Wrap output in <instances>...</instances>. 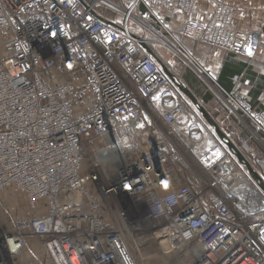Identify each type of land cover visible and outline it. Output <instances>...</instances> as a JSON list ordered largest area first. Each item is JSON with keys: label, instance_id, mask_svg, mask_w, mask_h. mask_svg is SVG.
<instances>
[{"label": "built area", "instance_id": "obj_1", "mask_svg": "<svg viewBox=\"0 0 264 264\" xmlns=\"http://www.w3.org/2000/svg\"><path fill=\"white\" fill-rule=\"evenodd\" d=\"M234 13L227 0H0V197L26 207L0 227V264L27 235L49 264H137L148 237L162 264H264V200L232 206L212 133L175 141L184 94L138 44L160 59L162 46L190 62L181 38L251 59L259 35L235 31ZM223 101L264 134V111ZM194 159L195 177L180 164Z\"/></svg>", "mask_w": 264, "mask_h": 264}, {"label": "crops", "instance_id": "obj_2", "mask_svg": "<svg viewBox=\"0 0 264 264\" xmlns=\"http://www.w3.org/2000/svg\"><path fill=\"white\" fill-rule=\"evenodd\" d=\"M114 1L118 3L119 0ZM232 1L235 5L232 20L234 30L245 33L256 32L259 35L260 44L251 59L182 38L178 41L185 49L187 59L190 62L182 60L175 53L163 51L162 47L158 50L162 51L160 54L161 59L171 75L174 78L176 77L179 84L192 93L198 103L208 111L238 153H241L248 162L256 178L259 177L264 182V134L249 122H244L245 118L238 119L223 101L225 95L229 93L245 99L255 110L264 111V8L244 10L241 8V0H238V2L237 0ZM195 12L193 19L205 24L212 16L213 11L206 4L199 3ZM109 14H111L110 11ZM165 21L170 28H175L181 23V20L175 17H165ZM184 96L182 95L187 111L179 121V126L175 131L176 137L174 138L184 145H186V141L192 140L193 137L199 134L204 136L208 132L217 138L213 127L205 123L192 103ZM90 102L89 97L86 105L81 106L79 110L85 111L86 108L90 107ZM187 131L189 133L186 134ZM156 140H159V138L157 137ZM223 146L225 145L223 144ZM227 152L228 157L222 163L226 167V171L225 173H222V171L217 173L226 175L223 181L230 190L229 201L237 210L241 208L254 209L257 205H260L254 194L259 192L264 200V192L254 183L248 170L238 162L237 158L228 149ZM180 173L185 176L184 171ZM5 196L9 199L6 204L12 206L11 196L3 194L0 197L1 213H6L3 210ZM13 200L16 202V199ZM9 212H11V218L21 211L16 214H12L14 211ZM26 239V246L20 255L14 259L15 264H49L45 259L40 239L32 235H27Z\"/></svg>", "mask_w": 264, "mask_h": 264}, {"label": "rangeland", "instance_id": "obj_3", "mask_svg": "<svg viewBox=\"0 0 264 264\" xmlns=\"http://www.w3.org/2000/svg\"><path fill=\"white\" fill-rule=\"evenodd\" d=\"M227 1L233 7H235L234 2L232 0H227ZM237 2H238V0H237ZM258 7L264 8V0H241V8L244 10L245 9L246 10H249V9L254 10V9H258ZM244 122H246V120H244ZM174 137H176V136H174ZM175 141H177V140L175 139ZM167 144H168V142H167ZM180 144L184 145L183 143H180ZM183 161H185V160L183 159ZM194 163H197L196 159H194L193 164L191 162H187V164L184 162H180V164L184 168V171L186 172L185 173L186 175L191 176V175H194V173L196 175V172L193 170ZM198 168L200 170L202 169L200 165H198ZM87 171H88V169L84 165V168L80 172L81 180L84 182L88 176ZM195 175H194V177H195ZM218 186H219L218 187L219 191L221 193H222V191L223 192L225 191L226 187H224L221 184H218ZM3 198H4V196H3ZM3 198H1V199H3ZM15 199H16V202L12 199V201H11L12 206H8L6 203L9 202L8 201L9 199H8V197L5 196V202H4L5 205L3 206V210L6 211V213L0 212V227H1V229L6 228V224L8 225L10 214H11V212H9V211H14V213H12V214H16L19 212V210H23V208H25V210H26V207L24 206L23 200L18 198V197ZM113 209L115 210V212L117 211L115 206H113ZM105 215L107 216V217H105V218H107V219H105L107 221L109 213L106 211ZM133 252H135L137 264H162V262L164 260V254H162V252L159 251V249L155 246L153 239H151L149 237L147 238V240L145 241V243L142 246L139 245L137 247H134ZM164 262L170 263L169 260L168 261L164 260Z\"/></svg>", "mask_w": 264, "mask_h": 264}, {"label": "water", "instance_id": "obj_4", "mask_svg": "<svg viewBox=\"0 0 264 264\" xmlns=\"http://www.w3.org/2000/svg\"><path fill=\"white\" fill-rule=\"evenodd\" d=\"M138 44L142 47H144V49L146 50V52L152 56V58L154 60H156L157 62H159L160 67L163 71V73L169 77V79H171V82L176 85V87L178 88L179 91H181L186 98H188V100L192 103L193 107L195 108L196 112L199 113L201 115V117L203 118V120L205 121V123H208L211 127H213L214 130V134L216 135L217 138H219V140L226 146V148L228 149V151H230L231 154H233L239 163H241L249 172V175L251 176L252 180L254 181V183L259 187V189L261 191L264 192V182L259 178H256L255 174H253V169H251V167L249 166L248 162L245 160V158L241 155V153L239 154L238 151L236 150V148L234 147V145L231 143V141L229 140V138H227V136L225 135V133L222 132V130H220L218 124L213 120V118L210 116V114L208 113V111H206V109L204 107H202L198 101L195 99V97L192 95V93H190L189 91H187L185 88H183L182 85H180L177 82V78L173 77L171 75V73L167 70V67L165 65V63L163 62V60H161L158 56H156L153 52V50L150 48L149 45H147L145 42H141L138 41ZM176 79V80H175ZM179 81V80H178Z\"/></svg>", "mask_w": 264, "mask_h": 264}, {"label": "bare ground", "instance_id": "obj_5", "mask_svg": "<svg viewBox=\"0 0 264 264\" xmlns=\"http://www.w3.org/2000/svg\"><path fill=\"white\" fill-rule=\"evenodd\" d=\"M160 47H162V46H160ZM160 47H159V48H160ZM162 48H163V47H162ZM172 51H173V52H176V53L178 54V52H177L175 49H172ZM178 55H179V54H178ZM179 56H180L183 60H185L181 54H180ZM185 61H187V60H185ZM187 62H188V61H187Z\"/></svg>", "mask_w": 264, "mask_h": 264}]
</instances>
